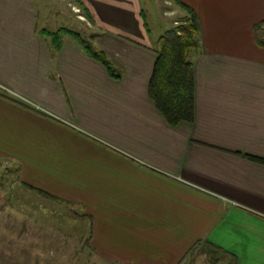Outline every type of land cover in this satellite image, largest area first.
Wrapping results in <instances>:
<instances>
[{"label":"crops","instance_id":"crops-1","mask_svg":"<svg viewBox=\"0 0 264 264\" xmlns=\"http://www.w3.org/2000/svg\"><path fill=\"white\" fill-rule=\"evenodd\" d=\"M81 1L121 78L69 36L53 49L41 30L56 31L55 0H0V83L47 111L1 92L0 157L79 208L78 264H208L206 245L264 264V163L251 158L264 160V0H181L202 50L194 121L177 126L149 94L157 55L139 0Z\"/></svg>","mask_w":264,"mask_h":264},{"label":"rangeland","instance_id":"rangeland-1","mask_svg":"<svg viewBox=\"0 0 264 264\" xmlns=\"http://www.w3.org/2000/svg\"><path fill=\"white\" fill-rule=\"evenodd\" d=\"M70 1L73 0H55L50 26L54 25L56 30L66 27L78 33L79 38L87 45L100 49L97 42L99 31L92 27V21L85 16L81 6L75 1ZM138 4L140 11L143 10V15L140 14L141 29L148 30L152 44L172 30L174 21L186 13L177 0H139ZM107 23L114 26L117 22L111 18ZM65 36L79 41L72 33H66L62 36V44ZM260 39L264 41V31L261 32ZM1 92L18 97L23 104L36 110L47 112L0 83ZM34 151L30 149L29 153ZM27 167L14 157H0V264L6 262V259H1L5 254L20 255L22 259L16 261L18 264H78V254L87 247L90 238L89 223L83 219L79 220V208L54 204L42 192L27 187V184L38 187L39 183V179L23 176ZM25 174L30 175L29 172ZM47 194L52 195L48 192ZM69 216L72 219H69ZM50 253L55 254L53 260L31 256L44 254L48 257ZM8 262L10 260H7V264Z\"/></svg>","mask_w":264,"mask_h":264},{"label":"trees","instance_id":"trees-1","mask_svg":"<svg viewBox=\"0 0 264 264\" xmlns=\"http://www.w3.org/2000/svg\"><path fill=\"white\" fill-rule=\"evenodd\" d=\"M77 2L85 16L92 20L91 13L81 0ZM180 7L186 10L183 16L175 20V26L166 34L160 36L153 47L157 55L152 77L149 84V94L159 111L166 120L174 126L183 122H193L195 116V59L201 53V23L198 14L189 5L177 0ZM41 32L50 39L53 49L58 52L62 46V36L72 33L83 45L86 52L96 60L102 62L109 74L115 79L121 78L122 74L113 66L107 54L92 45H87L79 34L68 28L56 31L42 29ZM260 44H264L259 40ZM263 162V159L251 157ZM34 188L43 194L47 192ZM61 202L62 199L55 197ZM204 246V245H203ZM204 250L207 254L208 264H236L234 259L229 258V253L217 247L206 245Z\"/></svg>","mask_w":264,"mask_h":264},{"label":"built area","instance_id":"built-area-1","mask_svg":"<svg viewBox=\"0 0 264 264\" xmlns=\"http://www.w3.org/2000/svg\"><path fill=\"white\" fill-rule=\"evenodd\" d=\"M3 88H5V87H3ZM13 92V91H12ZM18 96V95H17ZM36 104V103H35Z\"/></svg>","mask_w":264,"mask_h":264}]
</instances>
